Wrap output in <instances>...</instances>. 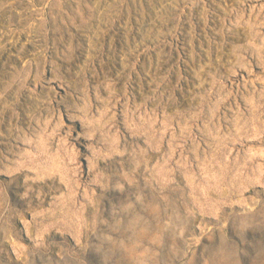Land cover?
Segmentation results:
<instances>
[{
	"label": "rangeland",
	"instance_id": "rangeland-1",
	"mask_svg": "<svg viewBox=\"0 0 264 264\" xmlns=\"http://www.w3.org/2000/svg\"><path fill=\"white\" fill-rule=\"evenodd\" d=\"M116 1H0V264H264V0Z\"/></svg>",
	"mask_w": 264,
	"mask_h": 264
},
{
	"label": "bare ground",
	"instance_id": "bare-ground-1",
	"mask_svg": "<svg viewBox=\"0 0 264 264\" xmlns=\"http://www.w3.org/2000/svg\"><path fill=\"white\" fill-rule=\"evenodd\" d=\"M0 1H8V0H0ZM14 1V0H13ZM48 2V1H47ZM115 2H117L116 0H115ZM13 3V2H12ZM15 4V3H14ZM114 4V3H113ZM116 4V3H115ZM172 4V3H171ZM179 5V4H178ZM8 7V6H7ZM4 8V7H3ZM53 10V9H52ZM176 11V10H175ZM20 14V13H19ZM14 25V24H13ZM2 28V27H1ZM75 31V30H74ZM263 31H264V28H263ZM190 33V32H189ZM248 37L250 38V36H249V34H248ZM248 38V39H249ZM253 42V41H252ZM32 59V58H31ZM30 59V60H31ZM34 63V62H33ZM34 65V64H33ZM30 67V66H29ZM31 68V67H30ZM18 74V73H17ZM54 78V74H52V76H51V78ZM154 77V76H153ZM55 79V78H54ZM72 85H78V83L77 82H73V83H71V86ZM260 87V86H259ZM7 88V87H6ZM263 89V88H262ZM6 91V90H5ZM4 92V91H3ZM2 95V94H1ZM2 97V96H1ZM0 97V98H1ZM254 100V99H253ZM68 101H70V102H72L71 100H68ZM43 105V104H42ZM74 120V119H73ZM73 120H71V121H73ZM228 127V126H227ZM174 128V127H173ZM204 129V128H203ZM227 132V131H226ZM27 133V132H26ZM12 138V137H11ZM161 138V137H160ZM16 139V138H15ZM147 149V148H146ZM34 152H36V151H34ZM30 153V152H29ZM25 158V157H24ZM18 167V166H17ZM3 174L4 173H1L0 172V176H3ZM10 175H12L13 173L11 172V173H9ZM9 174H7V175H9ZM15 175V174H14ZM13 175V176H14ZM150 234H151V231H150V229L149 228H146V229H144V230H141V231H139L136 235H135V237H134V240L135 241H139V242H145L146 241V239L150 236ZM140 244H134V245H132L131 246V248H130V250H129V252H128V255H127V259H125V260H128V262L129 263H132L133 264V259H134V257H133V255H135L136 253H137V251H139L140 250ZM135 264V263H134Z\"/></svg>",
	"mask_w": 264,
	"mask_h": 264
},
{
	"label": "water",
	"instance_id": "water-1",
	"mask_svg": "<svg viewBox=\"0 0 264 264\" xmlns=\"http://www.w3.org/2000/svg\"><path fill=\"white\" fill-rule=\"evenodd\" d=\"M52 76V74H51V72L50 71H48V77L50 78ZM60 79H58L57 80V82H54V85L56 86V88H58V89H60V91H61V93H64L65 92V90L63 89V88H60V86H59V81ZM78 83V85H72L73 87H74V91H81L82 89H84L83 87H84V85L83 84H81L80 82H77ZM91 90H95V88L92 86L91 87ZM102 95H105V92H104V90H103V88H101L100 89V91H99ZM95 93L92 91V101H93V103H94V97H93V95H94ZM96 101V100H95ZM70 102V101H69ZM70 104L71 105H73L74 103L73 102H70ZM102 105H103V103H101ZM61 106V108H62V111H63V113H64V118H65V120H66V122L68 123V124H72V121H71V119H69V117H68V115H67V111H66V109L64 108V106L63 105H60ZM47 114L44 112V117L46 116ZM32 124H34V123H32ZM76 125H77V130L78 131H81L82 130V128H81V123H80V121H77L76 122ZM27 128V127H26ZM76 132L74 133V135L76 136ZM84 163H85V161H84Z\"/></svg>",
	"mask_w": 264,
	"mask_h": 264
},
{
	"label": "flooded vegetation",
	"instance_id": "flooded-vegetation-1",
	"mask_svg": "<svg viewBox=\"0 0 264 264\" xmlns=\"http://www.w3.org/2000/svg\"><path fill=\"white\" fill-rule=\"evenodd\" d=\"M8 1H10V0H8ZM52 74V73H51ZM71 91H73L74 93H76L77 95H79V96H83V95H85V93H84V90L82 89L81 91H74L75 89H74V87L73 86H71L70 88H69ZM101 94V93H100ZM102 95V94H101ZM103 96V95H102ZM93 97H94V112L95 113H97V107L98 106H102V102L101 101H97L96 100V97H95V94L93 95ZM96 100V101H95ZM47 116V115H46ZM46 116L44 117V115H43V118H46ZM57 117H55V120L54 121H57ZM54 121H53V124L52 125H54ZM22 136V135H21Z\"/></svg>",
	"mask_w": 264,
	"mask_h": 264
}]
</instances>
